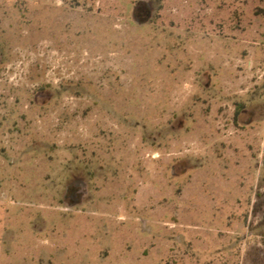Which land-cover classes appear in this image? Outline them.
<instances>
[{
	"label": "rangeland",
	"instance_id": "rangeland-1",
	"mask_svg": "<svg viewBox=\"0 0 264 264\" xmlns=\"http://www.w3.org/2000/svg\"><path fill=\"white\" fill-rule=\"evenodd\" d=\"M0 264H264V0H0Z\"/></svg>",
	"mask_w": 264,
	"mask_h": 264
}]
</instances>
